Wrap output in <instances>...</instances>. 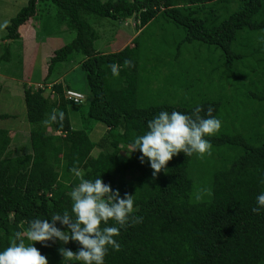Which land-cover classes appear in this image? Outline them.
I'll return each instance as SVG.
<instances>
[{"label":"trees","instance_id":"obj_1","mask_svg":"<svg viewBox=\"0 0 264 264\" xmlns=\"http://www.w3.org/2000/svg\"><path fill=\"white\" fill-rule=\"evenodd\" d=\"M229 2L27 0L11 19L4 40L18 41V28L38 13L39 6L42 13L45 6L53 4L68 16L75 36L53 53L47 73L58 64L72 62L75 54L81 55L78 70L88 92L80 103H72L63 94L64 90H75L59 80L38 89L23 84L25 120L31 126L28 140L16 142L8 129L0 128V250L33 219L47 220L61 232L70 231L71 219L69 225H62L51 217L70 210L68 193L79 183L70 169L78 168L83 179L99 176L121 199L126 193L133 195L129 223L114 238L120 250L109 248L104 264H264V208L253 212L256 196L264 191L260 183L264 175V0H239L235 11L219 16L227 11ZM159 17L182 30L174 56L180 55L183 45L192 43L221 52L223 72L218 76L232 86L231 93L219 85L218 98L203 94L196 104L146 101L141 94L146 77L139 72L137 41ZM89 18L126 25L125 21L132 19L137 29L133 46L113 53L96 52L93 44L98 37ZM8 48L4 44L6 60ZM247 59L253 62L250 67ZM125 60L130 66L123 65ZM113 63L120 66L116 77L109 67ZM218 69L209 70L208 76ZM85 99L87 126L84 131L75 130L68 107H80ZM197 106L202 117L211 107L212 116L221 121L219 131L205 137L211 144L210 154L178 153L165 169L153 175L147 161L139 162L138 151L126 153L130 152L127 146L147 131V122L160 111L190 115ZM53 109L63 113V119L57 116V121L44 124L55 115ZM8 119L13 117L0 115V121ZM96 124L102 125L104 132L92 140L90 133ZM14 141L19 147L12 150ZM34 246L48 264H64L58 252L61 247L73 252L82 247L56 238L46 246Z\"/></svg>","mask_w":264,"mask_h":264},{"label":"rangeland","instance_id":"obj_2","mask_svg":"<svg viewBox=\"0 0 264 264\" xmlns=\"http://www.w3.org/2000/svg\"><path fill=\"white\" fill-rule=\"evenodd\" d=\"M229 1L227 11L221 10L223 12L219 13V16L225 17L238 8L239 0ZM26 4L27 0H0V74L5 73V76L11 77V80L6 79L3 85L2 82L0 84V115L7 114L13 117L0 121V128L12 129L16 134L12 138L16 139V142L17 139L26 142L31 127L25 120L23 112L24 101L23 93L20 92V82L28 83V87L38 89L44 87L45 83L48 85L50 81L59 80L85 97L88 92L83 74L78 70V62L82 60L81 55L75 54L72 62L58 64L52 73H47L53 53L75 36L68 16L53 4L45 6L42 13L39 12L42 7H38L39 14L37 12L35 14V16L39 15L37 23L32 22L31 17L27 23L18 28L20 41L11 44L6 60L4 44L8 46L9 40H4V37L7 26ZM125 22L128 26H124L123 22L119 21L89 18V23L98 37L93 44L95 51L113 53L120 50L123 47L121 43L137 31L132 26L134 23L132 19H127ZM182 36L181 28L166 22L162 17L151 23L139 36L137 41L139 72L141 77H146L143 79L141 94H144L146 101L173 106L189 102L196 104L202 100L203 94H208L205 97L210 96L212 99L218 98L219 85L226 86L228 93H231L232 86L226 85L218 76L223 72L220 70L221 52L214 47L208 48L206 45L200 47L199 44L192 43L183 45L178 53L180 55L174 56L177 54L176 42ZM132 46L130 43V47ZM246 63L250 64L249 67L253 64L251 59H247ZM218 67L219 69L209 77V72ZM50 86L51 84L48 87ZM45 90V94H48L49 90L47 88ZM87 109V99L80 107H68L69 120L75 130L84 131L87 126L84 121ZM231 110L238 114V109L235 107ZM261 117H264V112ZM103 132V126L96 124L90 137L96 140L99 133L102 136ZM16 142L12 144V150L19 147Z\"/></svg>","mask_w":264,"mask_h":264},{"label":"clouds","instance_id":"obj_3","mask_svg":"<svg viewBox=\"0 0 264 264\" xmlns=\"http://www.w3.org/2000/svg\"><path fill=\"white\" fill-rule=\"evenodd\" d=\"M123 25L128 26L125 23ZM123 65L130 66V62L125 60ZM109 67L112 76H118L120 66L113 63ZM212 111L208 107L205 117L200 115L199 106L190 115L176 110L160 111L147 122V131L136 136L127 146L130 152L126 153L130 155L138 151L139 162L144 164L147 161L153 175L165 169L166 164L178 153L185 156L194 153L197 156L210 154L211 144L205 137L215 134L221 127V121L212 116ZM52 112L55 115L44 121V124L57 121V116L60 120L63 119V113H57L55 109ZM70 171L79 178V183L68 193L70 210L63 211L62 216L53 214L51 217L53 221L59 220L62 225H69L71 219L70 231L61 232L44 219L30 220L27 228L23 232L14 233L9 238L8 246L0 250V264H48L47 258L34 244L46 246L53 238L64 244L73 241L82 246L76 252L59 248L58 252L64 264H71L73 261L104 264V256L109 248L113 251L120 250V244L114 238L129 223L133 213V195L126 193L121 199L119 193L112 192L110 186L98 178L99 176L95 179H83L78 168ZM260 183L264 184V175H261ZM255 203L253 212L264 208V191L256 196ZM133 219L139 222L138 217ZM109 221H112L111 226H108ZM102 223L104 227H100ZM25 240L30 243L26 244Z\"/></svg>","mask_w":264,"mask_h":264},{"label":"crops","instance_id":"obj_4","mask_svg":"<svg viewBox=\"0 0 264 264\" xmlns=\"http://www.w3.org/2000/svg\"><path fill=\"white\" fill-rule=\"evenodd\" d=\"M38 18H39V15H33L32 16V19H33V21L32 22H34L35 21V19H36V21H38ZM29 21V20H28ZM27 21V22H28ZM135 35V34H134ZM134 35L133 36H130L129 38H127L123 43H121V46H123V47H125V46H130V43H131V40H132V37H134ZM18 41H20V40H18ZM14 42V40L13 41H9V43H8V47L10 48L11 47V44ZM122 47V48H123ZM9 48H8V50H9ZM9 61V60H8ZM2 73H4V72H2ZM5 78V79H4ZM6 79H9V80H11V77H8V76H5V73H4V75H2V74H0V84H1V82H2V85L4 84V81L6 80ZM58 81V80H57ZM57 81H55V82H57ZM19 84H21V90H20V92L21 93H23L22 92V86H23V84H25V85H29L28 83H19ZM50 84H48L47 86H49ZM18 95H19V97H20V93H18ZM23 112H24V115H25V107L23 108ZM26 130V129H25ZM8 132H9V135H10V137H13L14 135H16L14 132H13V130L11 129V130H9L8 129ZM26 132H27V130H26Z\"/></svg>","mask_w":264,"mask_h":264},{"label":"built area","instance_id":"obj_5","mask_svg":"<svg viewBox=\"0 0 264 264\" xmlns=\"http://www.w3.org/2000/svg\"><path fill=\"white\" fill-rule=\"evenodd\" d=\"M63 96H64V99L72 103H80L83 100L82 94L72 91V90H64Z\"/></svg>","mask_w":264,"mask_h":264}]
</instances>
